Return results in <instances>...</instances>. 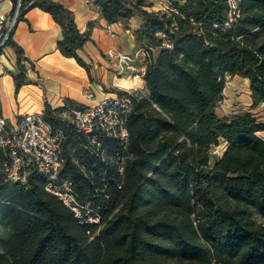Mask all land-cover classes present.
<instances>
[{"label":"trees","instance_id":"16d2710c","mask_svg":"<svg viewBox=\"0 0 264 264\" xmlns=\"http://www.w3.org/2000/svg\"><path fill=\"white\" fill-rule=\"evenodd\" d=\"M90 1L108 25L139 22L132 33L146 70L125 116L127 140L99 135L91 146L61 118L83 106L45 104L43 118L62 135L58 181L96 221L75 218L42 174L0 181V264H264V120L252 112L264 111V0H242L232 23L226 0H173L168 13L145 0ZM35 8L60 27L57 51L89 74L77 55L89 29L52 0H20L17 23ZM12 34L3 48L16 56V93L36 82ZM232 77L247 82L250 108L221 117Z\"/></svg>","mask_w":264,"mask_h":264},{"label":"crops","instance_id":"0c3cea01","mask_svg":"<svg viewBox=\"0 0 264 264\" xmlns=\"http://www.w3.org/2000/svg\"><path fill=\"white\" fill-rule=\"evenodd\" d=\"M52 1L73 13L81 33L89 29L90 41L77 51L78 57L88 66L89 74L74 59L63 57L57 51L61 29L52 17L37 8L28 10L23 20L16 24L12 40L33 65V69L26 65L27 76L36 83L24 85L15 93L11 77L17 72L15 53L8 46L0 52V113L10 125L25 114H42L45 104L58 108L64 105L65 100H70L88 107L93 101L86 98V93H92L94 100L114 94L117 92L113 88L115 66L106 58L107 52L116 50L130 54L138 47L132 33L139 25L137 19H132L127 28L118 24L108 25L94 5H87L83 0ZM11 10L10 0H0V15H8ZM147 10L155 11L153 7ZM233 78L237 77L229 79ZM121 82L128 83L125 80ZM140 86L144 89L143 82ZM247 94L249 98V90ZM69 109L74 107L66 110ZM255 111L258 109L252 112L255 114Z\"/></svg>","mask_w":264,"mask_h":264},{"label":"built area","instance_id":"2783aa9c","mask_svg":"<svg viewBox=\"0 0 264 264\" xmlns=\"http://www.w3.org/2000/svg\"><path fill=\"white\" fill-rule=\"evenodd\" d=\"M172 1L153 0L152 7L155 12L168 13L171 11ZM241 1L226 0L229 23L239 16ZM19 2L17 0L12 13L0 15V52L17 24ZM83 2L92 5L90 0ZM106 58L115 66L113 79L116 82L113 88L117 92L100 100H94L92 93L88 92L86 98L93 101L92 105L82 109H69L61 114V118L89 138L90 145L96 148L100 147L99 135L118 140L122 144L126 142L125 116L130 109L131 98L136 94L138 85L143 82L147 53L141 47L130 54L110 50ZM227 79L229 78L226 81ZM121 80L127 81V85L119 84L118 81ZM61 138V133L53 130L42 114H25L14 125H10L0 113V181L23 185L30 173L42 174L46 180L44 189L47 193L55 196L75 218L94 222L96 218L82 214L83 208L71 192L69 183L58 181L62 166ZM217 149H212L211 154L215 155Z\"/></svg>","mask_w":264,"mask_h":264},{"label":"rangeland","instance_id":"374dc122","mask_svg":"<svg viewBox=\"0 0 264 264\" xmlns=\"http://www.w3.org/2000/svg\"><path fill=\"white\" fill-rule=\"evenodd\" d=\"M153 0H145V3L152 7ZM149 7V8H150ZM157 9V7H155ZM119 84H125V82H118ZM127 85V83L125 84ZM143 91L140 84L137 87V94H141ZM247 83L240 78L227 79L226 87L222 95V100L217 109V114L221 117L229 116L236 112L247 111L250 108V101L247 94ZM255 114L260 119L264 120V111L258 109ZM223 146L220 145L216 150V157H219L222 153Z\"/></svg>","mask_w":264,"mask_h":264}]
</instances>
